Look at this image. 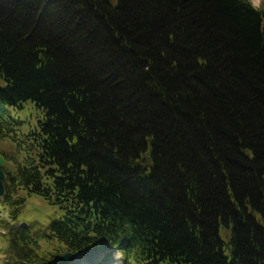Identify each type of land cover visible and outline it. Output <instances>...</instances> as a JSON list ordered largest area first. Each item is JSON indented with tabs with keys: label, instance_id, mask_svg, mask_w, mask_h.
<instances>
[{
	"label": "trees",
	"instance_id": "trees-1",
	"mask_svg": "<svg viewBox=\"0 0 264 264\" xmlns=\"http://www.w3.org/2000/svg\"><path fill=\"white\" fill-rule=\"evenodd\" d=\"M0 142L30 264H264V0H0Z\"/></svg>",
	"mask_w": 264,
	"mask_h": 264
},
{
	"label": "rangeland",
	"instance_id": "rangeland-1",
	"mask_svg": "<svg viewBox=\"0 0 264 264\" xmlns=\"http://www.w3.org/2000/svg\"><path fill=\"white\" fill-rule=\"evenodd\" d=\"M261 1L262 0H250L255 9L260 6V3H262ZM19 116H21L24 121L22 125L23 130H28L30 127L35 126L36 121L41 118L40 113L32 108H26L25 111L19 113ZM8 149V143L0 142V154L10 157L11 153ZM8 165L11 166V163H8ZM22 194L23 192L19 193V195ZM22 205L21 219L26 226H30L34 234L37 233L40 228L46 227L53 220L60 219L63 214V211L58 209L57 206H50L46 201H43V198L35 195L25 197V202ZM5 216L6 215L0 214V220ZM0 232H2V229H0ZM2 249H4V246H2ZM6 259H9L8 254L6 256L0 254V264H3V261ZM131 264L134 263L131 262Z\"/></svg>",
	"mask_w": 264,
	"mask_h": 264
},
{
	"label": "water",
	"instance_id": "water-1",
	"mask_svg": "<svg viewBox=\"0 0 264 264\" xmlns=\"http://www.w3.org/2000/svg\"><path fill=\"white\" fill-rule=\"evenodd\" d=\"M3 166V162H1V159H0V167ZM4 182V175L0 169V195L3 194V186H2V183ZM74 258V255L72 254H64L63 256H61L59 259H58V263L59 264H67L69 263L70 261H72Z\"/></svg>",
	"mask_w": 264,
	"mask_h": 264
}]
</instances>
